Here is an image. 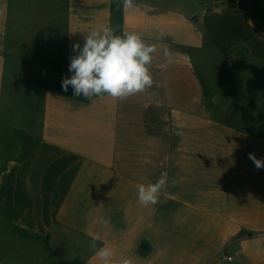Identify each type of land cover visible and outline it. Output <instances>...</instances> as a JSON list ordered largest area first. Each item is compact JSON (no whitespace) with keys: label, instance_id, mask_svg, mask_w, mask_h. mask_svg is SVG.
I'll return each mask as SVG.
<instances>
[{"label":"crops","instance_id":"0c3cea01","mask_svg":"<svg viewBox=\"0 0 264 264\" xmlns=\"http://www.w3.org/2000/svg\"><path fill=\"white\" fill-rule=\"evenodd\" d=\"M135 2L0 0V222L48 259L85 242L77 264H103L96 234L114 264H264V0ZM105 27L157 47L154 87L63 90L73 45ZM161 173L177 183L142 206Z\"/></svg>","mask_w":264,"mask_h":264},{"label":"clouds","instance_id":"9594fccd","mask_svg":"<svg viewBox=\"0 0 264 264\" xmlns=\"http://www.w3.org/2000/svg\"><path fill=\"white\" fill-rule=\"evenodd\" d=\"M122 7L137 8L135 0H122ZM77 54L70 59V77L62 80V88L66 92L69 86L73 95L83 96L86 100L101 97L105 94L126 99L129 96L143 93L155 85L151 72L154 55L158 49L154 44L146 43L141 34L130 32L117 35L113 28L105 27L85 35L83 46L73 45ZM169 56L168 51L163 52ZM257 169L264 168V160L258 159L254 153H249ZM171 183L174 186L176 179H169L166 173H161L155 182L136 185L138 201L144 206L157 205L160 193ZM104 228L110 221L103 217L97 220ZM97 242L103 243L99 234L92 237L91 247L95 255L103 264H114L113 250L108 245L97 248ZM117 264H131L128 258H123Z\"/></svg>","mask_w":264,"mask_h":264},{"label":"rangeland","instance_id":"374dc122","mask_svg":"<svg viewBox=\"0 0 264 264\" xmlns=\"http://www.w3.org/2000/svg\"><path fill=\"white\" fill-rule=\"evenodd\" d=\"M208 81H211L212 83L211 92L215 91L216 94L217 91L221 90L223 85L222 80L217 82V77L211 75ZM205 84L208 86L206 88L207 91H210V86L208 83L205 82ZM68 236L70 239L78 241L77 237H73V235H70L69 233ZM76 243L79 245L80 250L76 248V254L74 250L73 252L70 251L72 254L71 257L65 259L62 257L59 258L57 256L58 252L53 251L55 257L48 259L43 255L48 253V250L45 251V247L48 248L49 246L47 243H43L41 240L30 238L26 234L0 222V260L9 261L16 264H47L49 262H51L49 264H77L84 259L82 258V255L87 252V244L83 241H78Z\"/></svg>","mask_w":264,"mask_h":264}]
</instances>
